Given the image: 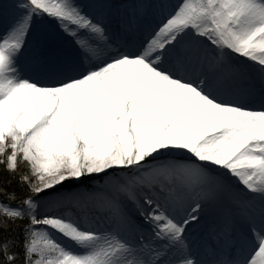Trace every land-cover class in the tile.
Returning a JSON list of instances; mask_svg holds the SVG:
<instances>
[{"label":"snow or ice","instance_id":"obj_1","mask_svg":"<svg viewBox=\"0 0 264 264\" xmlns=\"http://www.w3.org/2000/svg\"><path fill=\"white\" fill-rule=\"evenodd\" d=\"M0 165V264H264V0H0Z\"/></svg>","mask_w":264,"mask_h":264},{"label":"trees","instance_id":"obj_2","mask_svg":"<svg viewBox=\"0 0 264 264\" xmlns=\"http://www.w3.org/2000/svg\"><path fill=\"white\" fill-rule=\"evenodd\" d=\"M4 169V166L3 165H0V180H2L4 177L8 176L9 173H7L6 171L3 170ZM20 172L21 173H27L25 167H20ZM17 181H19V174H17ZM18 185L17 184H13L10 186V190L11 189H15L17 188Z\"/></svg>","mask_w":264,"mask_h":264},{"label":"rangeland","instance_id":"obj_3","mask_svg":"<svg viewBox=\"0 0 264 264\" xmlns=\"http://www.w3.org/2000/svg\"><path fill=\"white\" fill-rule=\"evenodd\" d=\"M21 167H25V169H26V171L28 172V168H27V166L26 165H21ZM83 187V186H82Z\"/></svg>","mask_w":264,"mask_h":264}]
</instances>
